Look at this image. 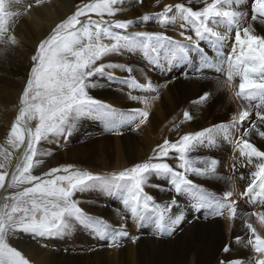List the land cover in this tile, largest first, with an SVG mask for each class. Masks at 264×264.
I'll return each mask as SVG.
<instances>
[{
    "label": "rangeland",
    "instance_id": "1",
    "mask_svg": "<svg viewBox=\"0 0 264 264\" xmlns=\"http://www.w3.org/2000/svg\"><path fill=\"white\" fill-rule=\"evenodd\" d=\"M31 1L6 0V10L9 12V16L5 23L6 31L0 32V115L9 114L7 116L10 119H14L12 124L16 122V117L19 115L20 98L34 64L32 57L36 54L37 46L40 42L48 38V35L45 34L46 32L43 31L44 28H42L45 25L35 24L33 26V21L26 18L23 13L25 7L29 8L31 5L35 6V4L36 6L38 4H47L51 8L53 15L58 17V22H62L75 13L78 7L85 5V3L95 2V0H85V2L84 0H81L82 2L80 0ZM76 1L77 4L75 3ZM124 1L115 0L112 5L114 14L110 16L112 19L109 18L107 12L103 14V18L94 12H89L79 18L82 24L77 25V27L80 28L89 18L103 22L100 25L101 27L113 25L116 20L129 21L127 18H121L119 11L115 10L116 8H121ZM67 2H73V8L71 4L68 7ZM161 2H164L163 8L166 5L169 6L167 0H158V2L153 0V5L161 4ZM175 2L176 4L182 3L185 7H191L194 10H200L207 2L211 3L212 0H177ZM251 5L252 0H239V3L236 0H232L231 7L233 10L244 13L241 33L244 27L251 25L253 34L264 36V24L260 23L262 18L258 16L257 20H252ZM75 7L76 9H74ZM162 13L164 11L148 12L145 15L147 19L140 18V20H135L132 18L130 20L133 23L137 21L139 26L133 27L132 23L128 29L124 30L116 29L113 26L111 31L121 36L131 35L136 32L163 33L170 40L162 41L160 47L155 51L139 46L119 47L110 51L95 62L96 66L114 64L123 67H106L105 73H96L87 78V82L94 84L95 87L101 82H110L112 84V87L109 88L110 90L103 89L109 91L107 95H96L94 87H89L86 91L93 99L110 105L117 110V113L76 117L64 126L62 132L49 134L46 139L38 142L36 146L37 154L33 157L35 166L31 170V175L42 179H53V176L46 175L52 169H59L56 175H68L69 173L63 171V166L66 165L65 168L70 167V171L88 172L101 179L90 182L72 193V200L90 218L83 223L76 220L75 217L69 218L70 227L60 235L53 237H41L22 229H11L9 231L6 236L7 243L20 251L24 258L29 261V264L38 262L39 264H131L130 258H128L130 257L128 255V249L131 248L130 241H135L133 248L137 254L136 264H171L175 256L176 259L178 257V259H182L185 255L189 257L188 260L190 257L194 258V264L204 258L207 261L205 263L204 261L198 262V264H208L209 260L205 255L206 253H199L200 248L209 245L213 248L215 246L213 243L217 241L220 243L221 250L223 246L225 247L229 242L233 241L234 238L231 236L239 238L241 243L238 241L237 247L229 249L227 252L223 251V248L221 251L224 255L217 257V264L224 262L223 256L228 257L227 253H232V256L236 257L238 256L237 253L244 258L249 256V264H255L256 259L259 258V254L248 243L253 236L252 232L247 228V224L250 223L256 234L264 238V224L260 220H256L257 215H253V213L264 211V186L258 184L254 186V191L245 192L251 179L250 173L256 170L255 163L257 161L256 158H253V163L249 164L245 157L240 156L237 144L241 139V134L248 130L249 135L244 138L250 143L256 142L258 145L254 146L264 151V137L259 136L256 131V128L264 131V123H260L256 115V105L260 103L259 99L246 101L243 97H238L236 93L239 91V77L234 76L231 81L228 79V58L233 55V48L237 47L235 44L236 28L234 25H228L226 20H221L220 18L209 20V26L221 33H227V38L223 41H216L215 38H205L199 42L200 47L197 49L185 39V36H191L193 40L196 39L195 29H193L195 24L186 22L182 18L181 13L175 8L173 13L175 18L178 19V28L182 25L184 28L189 27L190 31L187 32L189 34L180 36L173 32H166V29L162 31L156 28L155 24L165 23L166 26L169 24L176 26V21L173 23L169 21L171 11L161 15ZM141 25L142 29L139 28ZM92 27L94 28V26ZM36 31L40 34L44 33L41 38L37 36ZM8 37H15L16 42L11 43ZM165 42L166 45L164 44ZM172 42H182L188 47L183 49L182 55H175L174 53H176L177 49L175 43ZM102 43L111 44L114 41L103 38ZM129 68L132 69L131 72L128 71ZM162 68L164 71L161 70ZM108 73H111V76ZM130 78L136 84L144 85L145 87H136L130 82ZM163 79L168 81L166 95H163L161 91H158L153 86L151 88L146 87L153 82L160 83ZM119 80L121 86L115 84ZM9 85L12 86L9 88ZM98 89L102 88L99 87ZM114 92H121L118 95L119 101H116L117 103L114 101ZM205 93H208L209 96L202 101L200 97ZM145 94H148V98H131H141ZM170 96L177 102L174 115L172 116L162 111L164 116L161 117L163 119L165 116L168 118L174 117V119L172 121L170 119L162 121L161 128L157 130L149 127L142 134V127L145 126L143 124L147 121L149 122L150 114L145 122L140 124L139 117L131 113L132 110L144 111V105L147 106L155 101L156 104H159ZM11 100L12 102H10ZM9 103L12 104L9 106ZM195 105L204 106L200 114L202 116L200 121L204 126L191 130V127L188 126L191 124L190 122L184 124V121H189V119H185L184 113L188 112L192 118L191 112L195 113ZM249 107L251 108L249 116L245 121L240 122L239 112L247 110ZM5 110H9V112ZM15 110L18 112H15ZM261 111L264 112V109ZM233 117L236 118L235 121ZM1 120L2 117H0V128H3L6 133H4L3 129H0V143H2L0 144V162L5 164L4 170L2 169L3 171L1 170L0 174H4L5 180L9 181H5L4 185L0 187V209H3L5 205L10 209L11 205L15 203L12 197L22 192L24 188L34 185V182L13 184L12 177L13 175H19L18 168L23 165L24 153L27 148V129L34 130L38 121L36 119L22 120L21 126L25 133V141L18 148L12 142L14 137L10 136L11 120L9 123H2ZM253 123L256 124V128L252 127ZM220 124L225 125V127L215 128L211 133L195 143L187 153L188 159L197 162L199 167L205 166L199 163L200 161L208 163L212 159L218 161L215 173L204 176L188 173V179L196 187H184L179 193L174 190L170 173H148L143 186L144 192L150 195L160 208L149 207L148 209H143L140 215L136 217V223H133L134 226H132L130 217L133 215H127L132 213L124 205L127 181L121 179L119 174L145 162H165L174 170L182 171L178 167L180 163L179 153L175 152V150H170L169 156L163 160L154 156V151L158 145L163 144L166 139L170 143H174L185 134L196 133ZM7 126L10 127L5 129ZM148 132L150 134L153 133V135L150 136ZM102 138L104 139L102 140ZM132 138L137 141L135 140L134 142ZM92 140L93 143L90 142ZM13 159L15 161L12 162V171L6 174L5 172H8L9 169L7 170V168L10 167ZM47 166L48 168H46ZM63 186L67 187V182H64ZM154 191L162 193L158 194V192ZM226 191L232 192V196L229 199L236 202L237 215L235 219H229L227 209H224L221 216L213 215L212 205L216 201L222 200ZM26 206L30 208L31 204L29 203ZM165 206H167V211L162 221V228L157 230L155 219L159 211L165 209ZM17 215H23V213ZM39 216L40 213L37 212V219H39ZM178 217L180 218L179 223H174ZM225 218L230 220L229 227L231 231L227 234V230L222 229L224 237L229 239V241L228 239L226 240L227 243L223 244L224 237L221 235L219 224L224 222ZM122 225L124 227L130 225L129 227L135 228V234L130 235L126 232L128 237L126 235H118ZM237 226L240 227L235 233ZM214 229L218 230L219 234L216 235ZM122 230L123 232L127 231L126 229ZM195 235L197 236L196 240L193 239ZM114 238L116 243L112 244ZM193 240L201 243L202 246L195 243V247L191 246L190 249V245L194 244ZM206 241L208 242L206 243ZM172 244L182 247L183 254L179 253L177 247L176 251L178 253H175L174 248L170 246ZM212 261L216 263L215 260Z\"/></svg>",
    "mask_w": 264,
    "mask_h": 264
},
{
    "label": "snow or ice",
    "instance_id": "2",
    "mask_svg": "<svg viewBox=\"0 0 264 264\" xmlns=\"http://www.w3.org/2000/svg\"><path fill=\"white\" fill-rule=\"evenodd\" d=\"M142 3L143 0H137ZM239 3V0H236ZM115 0H95L94 3H88L77 8L76 12L61 23L57 24L52 34L42 40L37 46L36 54L33 55L34 62L31 68V74L26 82L23 93L20 98V111L16 117V122L12 124L10 136L14 137L12 141L19 147L25 141V133L22 129V120L36 119L38 122L34 130L27 129V148L24 153L23 165L18 168L19 175H13V184L34 182L32 187L24 188L22 192L17 193L12 199L15 201L9 209L7 205L0 209V264H29L20 251L11 247L6 236L11 229H22L26 232L35 233L41 237H53L60 235L70 227L69 218L75 217L76 220L83 223L90 219L77 203L72 200V193L90 182L98 181L101 178L88 172L70 171L64 168L63 171L68 175H56L59 169H52L50 173L53 179H42L31 175V170L35 166L33 157L37 154L36 146L38 142L46 139L49 134H56L64 130V126L69 124L79 116H95L115 114L117 110L110 105L104 104L99 100L93 99L86 91L89 87H95L89 84L87 78L96 73H105V68L123 67L121 65H103L96 66L95 62L102 56L119 47H143L155 51L160 47L162 41L170 40L163 33L136 32L131 35L121 36L113 33L111 27L116 29H128L133 21L116 20L113 25L101 27V21L89 20L80 28L82 22L81 16L94 12L103 17L105 12L109 16L114 14L112 5ZM232 0H212L202 9L194 10L191 7H185L184 4L174 6H165L164 13L171 11L175 7L186 22L195 24V37L185 36L190 45L199 49V42L205 38H215L216 41H223L227 38V33H221L210 27L209 20L220 18L226 20L228 25H234L235 44L233 55L228 58V79L232 80L234 76L239 77L238 97L244 100L258 98L260 103L256 105V115L260 123H264V36L253 34L251 25L244 27L241 33V25L244 22V13L233 10ZM227 5V7H226ZM252 20L261 17L260 23L264 24V0H252ZM162 13L161 15H163ZM9 16L6 10V0H0V32H5V23ZM147 19V17H145ZM94 26V28L92 27ZM181 35H184L182 32ZM103 38H108L114 43L104 44ZM11 43H15V37H8ZM176 45L175 55H182L183 49L188 45L182 42H172ZM132 71L131 68L128 69ZM111 76V73H108ZM130 82L136 87H145L138 85L130 78ZM146 87L151 88V84ZM209 94L205 93L200 99L206 100ZM132 99H142L131 97ZM251 108L239 112V121L243 122L249 116ZM135 116L139 117V123L143 124L149 113L147 111L132 110ZM185 119H191L188 112L184 113ZM235 117L233 120L235 121ZM139 126V125H137ZM223 128L225 125H213L212 128H206L192 134L181 136L176 142L170 143L167 139L163 144L158 145L154 151V156L160 160L167 158L170 150L179 153V169L176 171L165 162H145L137 164L134 167L121 172L120 178L127 181V192L124 198V205L128 208L133 217H137L143 209L153 207L159 209L153 198L144 192L146 176L150 172H168L172 176V185L176 193H179L184 187H196L188 179V173L204 176L215 173V167L218 163L212 159L210 163L200 161L204 167L197 166V162L188 159L187 153L190 148L211 133L215 128ZM253 128L256 124L253 123ZM259 136L264 137V131L256 128ZM249 135L245 130L241 134L237 147L240 150V156L245 157L249 164L256 158L255 171L250 173L251 179L245 192L254 191V186L258 184L264 186V151L259 150L244 137ZM5 175L0 174V187L4 185ZM67 182V187L63 183ZM243 195V193H242ZM231 191L223 194V199L216 201L212 205L213 215L221 216L224 209L228 211L229 219H235L237 215L236 202L230 200ZM31 204V207L26 205ZM167 206L159 211L155 219L157 230L162 228V221L166 215ZM39 212V219L36 213ZM23 213V215H17ZM257 215L262 224H264V211L253 213ZM178 217L174 223H179ZM247 228L252 232L253 238L248 243L252 249L259 254L255 264H264V238L256 234L255 229L250 223ZM123 225L118 235H127L123 232ZM135 239V238H134ZM116 243L114 238L112 244ZM112 246V245H110ZM223 251H229L226 245ZM225 264V262H222ZM227 264H242L239 260L227 262Z\"/></svg>",
    "mask_w": 264,
    "mask_h": 264
},
{
    "label": "bare ground",
    "instance_id": "3",
    "mask_svg": "<svg viewBox=\"0 0 264 264\" xmlns=\"http://www.w3.org/2000/svg\"><path fill=\"white\" fill-rule=\"evenodd\" d=\"M40 1V0H39ZM42 1V0H41ZM48 1V0H47ZM47 1H45V2H47ZM88 1V0H87ZM156 2H158V0H155ZM175 1H177V0H167V3L169 4V5H171V6H174L173 4H176V2ZM182 1V0H181ZM26 2V1H25ZM30 2H32L31 0H30ZM80 2H82L81 0H80ZM84 2H85V0H84ZM83 2V3H84ZM36 3V2H35ZM76 4H77V1L75 2ZM163 3L164 2H161V4H158V5H153V0H143V2L142 3H138L137 2V0H125L124 1V4H123V6L121 7V8H116L115 10H118L119 12L118 13H120L121 15H120V17L121 18H127V20H131L132 18H134L135 20L137 19H139L140 20V18H145L146 16L145 15H147L148 14V12L150 13V12H153V13H155V12H163L164 11V8L162 7L163 6ZM208 3V2H207ZM26 4V3H25ZM28 4V3H27ZM50 4V3H49ZM71 4V6H72V8H73V2H71V3H69V2H67V6L69 7V5ZM80 4V3H79ZM86 4V3H85ZM23 5V4H22ZM63 5V4H62ZM75 5V4H74ZM82 5V4H81ZM15 6H16V4H15ZM35 6H36V4H35ZM33 6V5H31L29 8H26L25 7V10L23 11V13H24V15L26 16V18H29V20H32L33 21V26H35V24L36 25H39V24H41V25H45V27H42V28H44V32H46L45 34L46 35H48V37L52 34V31H53V29L56 27V25L57 24H59V23H61V22H58V17L56 16H54L53 15V12H52V10H51V8L47 5V4H38V6ZM70 6V7H71ZM167 6V5H166ZM59 7V6H58ZM24 8V7H23ZM74 9H76V7L74 8ZM73 9V10H74ZM66 10V9H65ZM55 11V10H54ZM175 11V7H173L172 9H171V14H170V17H169V21L170 22H175L176 21V26H172V25H168V26H166V24L165 23H163V24H160V23H158V24H155V26H156V28H159V29H161L162 31L164 30V29H166L165 31L167 32H173V33H176V34H178V35H180V36H185L186 34H189V33H187L188 31H190L189 30V27H186V28H184V26L182 25V26H180V28H178V26H177V22H178V19H176L175 18V15H174V12ZM17 12V11H16ZM68 12V11H67ZM147 13V14H146ZM15 14V13H14ZM96 14V13H95ZM107 14V13H106ZM59 15V14H58ZM64 15V14H63ZM94 15V14H93ZM61 16H62V14H61ZM66 18V17H65ZM101 18H103V17H101ZM106 18V17H105ZM107 18H108V16H107ZM109 18H110V16H109ZM108 18V19H109ZM110 19H112V18H110ZM19 20V19H18ZM28 20V21H29ZM114 20V19H113ZM110 21V20H109ZM31 24H32V22H31ZM101 24H103V22L101 23ZM16 25V24H15ZM132 26L133 27H135V26H139V23L137 22V21H134V23L132 24ZM37 27V26H36ZM33 28V27H32ZM40 28V27H39ZM139 28H141L142 29V25L139 27ZM193 29H195V26L193 27ZM33 30V29H32ZM160 30V31H161ZM40 32V31H39ZM184 33V35H181V33ZM36 33H37V36L39 37V38H41L42 37V34H44V33H42V34H40V33H38L37 31H36ZM35 33V34H36ZM224 33V32H223ZM13 35H15V34H13ZM31 35V34H30ZM30 35H29V37H30ZM19 36H20V33H19ZM21 36H23V35H21ZM24 37V36H23ZM32 37V36H31ZM33 38H34V36H33ZM32 38V39H33ZM25 39V38H24ZM36 40V39H35ZM31 41V40H30ZM39 42V41H38ZM168 43V42H167ZM18 44V43H17ZM165 45H166V42L164 43ZM36 45H38L37 43H36ZM170 45V44H169ZM22 46V45H21ZM22 47H24V46H22ZM21 47V48H22ZM31 48V47H30ZM24 49V48H23ZM22 50V49H21ZM23 52V51H22ZM18 55V54H17ZM136 61V60H135ZM106 66V65H105ZM137 69V68H136ZM124 70V69H123ZM138 70V69H137ZM162 71H164V69L162 68L161 69ZM141 72V71H140ZM142 74V73H141ZM154 76V75H153ZM91 79V78H90ZM165 79V78H164ZM161 80L160 81V83H155V82H153V83H151V86H153V87H155L158 91H161L162 92V94L163 95H166L167 94V87H168V81L167 80ZM89 81V80H88ZM89 84H90V82H88ZM96 83V82H95ZM115 84H117L118 86H121V82H120V80L119 81H117V82H115ZM112 84L110 83V82H101V83H98V85L96 86V87H94V91H95V94L96 95H107V94H109L108 92L109 91H105V90H110L109 88H111L112 86H111ZM12 86V85H11ZM10 85H9V88L11 87ZM115 87H118V86H116V85H114ZM235 86V85H234ZM99 87H101L102 89H98ZM114 87V88H115ZM124 87V86H123ZM122 87V88H123ZM5 88V87H4ZM15 88V87H14ZM126 88V87H125ZM8 89V88H7ZM103 89H105V90H103ZM124 89V88H123ZM4 90V89H3ZM10 90V89H9ZM18 92H19V90H17ZM190 91V90H189ZM6 92V91H5ZM4 92V93H5ZM8 92H10V91H8ZM13 92V91H12ZM194 92V91H193ZM11 93V92H10ZM119 93H121V92H114V101L116 102V101H119V97H118V95H119ZM188 93V92H187ZM195 93V92H194ZM11 94H13V93H11ZM14 95V94H13ZM18 95V94H17ZM177 95V94H176ZM112 96V95H111ZM110 96V97H111ZM152 96V95H151ZM168 96V95H167ZM1 97V96H0ZM7 97V96H6ZM148 98V94H145V95H142L141 96V98L142 99H144V98ZM163 97V96H162ZM166 97V96H165ZM9 99V98H8ZM164 99V98H163ZM14 101V100H13ZM121 101V100H120ZM152 101V100H151ZM161 101V100H160ZM9 102V101H8ZM10 102H12V100L10 101ZM18 102V101H17ZM156 102V101H155ZM155 102H153V103H150L149 105H144V111H147V112H149V122L147 121V122H145L143 125H145V126H143L142 127V134H144V130L145 129H148L149 127H151V129H153V130H157V129H159V128H161V123H162V121H164V120H167V119H170V121H172L173 119H174V117L173 118H168V117H164V119L162 118L164 115V113L162 114V111L163 112H165V113H168V114H171L172 116L174 115V112H175V107H176V105H177V102H176V100L175 99H173L171 96L168 98V99H164L163 101H161L159 104H156ZM7 103V102H6ZM16 103V102H15ZM117 103V102H116ZM12 103H9V106L11 105ZM183 104V103H182ZM158 105H160V106H158ZM17 106V105H16ZM20 106V105H19ZM123 106V105H122ZM157 106H158V108H157ZM1 107V106H0ZM13 107V106H12ZM8 108V107H7ZM142 108V107H141ZM203 108H204V106H200V105H195V113L194 112H191V114H192V118H191V120H189V121H184L185 123L184 124H187L188 122H190L191 124L190 125H188V126H190L191 128V130H194L193 128H195V129H198V128H200V127H202V126H204L203 124H202V122L200 121L201 120V112H202V110H203ZM11 109H13V108H11ZM17 109H19V108H17ZM153 109V110H152ZM5 111H8L9 112V110H5ZM150 111H153V112H150ZM182 111V110H181ZM193 111V110H192ZM4 112V111H3ZM14 112V111H13ZM15 112H18L17 110H15ZM13 114V113H12ZM18 114H19V112H18ZM162 114V115H161ZM176 114V113H175ZM7 115H9V114H7ZM7 115H4V114H2V115H0V117H2V120H1V122L2 123H9L10 122V120H11V122H10V124H12V122H13V120L14 119H10ZM239 115V114H238ZM11 116V115H10ZM162 116V117H161ZM14 117V116H13ZM12 117V118H13ZM238 117V116H237ZM182 119V118H181ZM150 120H151V123H150ZM208 120V119H207ZM177 121V120H176ZM9 124V125H10ZM182 124V123H181ZM183 124V125H184ZM1 125V124H0ZM8 125V124H7ZM263 125V124H262ZM261 125V126H262ZM5 126V125H4ZM1 127V126H0ZM8 127H10V126H7L5 129H7ZM1 129V128H0ZM3 129V128H2ZM1 129V130H2ZM261 129V128H260ZM261 130H263V129H261ZM3 131H4V129H3ZM251 132V131H250ZM2 133V132H1ZM4 133H6L5 131H4ZM147 133V132H146ZM149 133V132H148ZM253 133V132H252ZM133 134V133H132ZM150 134V133H149ZM256 134V133H255ZM151 135H153V133L152 134H150V136ZM258 135V134H257ZM133 136V135H132ZM141 136H143V135H141ZM3 137H4V135H3ZM0 138H1V136H0ZM116 138V137H115ZM256 138V137H255ZM104 138H102V140H103ZM133 139V141L135 142V140H134V138H132ZM100 140V139H99ZM131 140V139H130ZM132 141V142H133ZM137 141V140H136ZM2 142V141H1ZM91 143H93V140L92 141H90ZM98 142V141H97ZM258 142V141H257ZM118 143V142H117ZM122 143V142H121ZM137 143V142H136ZM255 146H257L258 144L256 143V142H252ZM0 144H2V143H0ZM4 144V143H3ZM97 144V143H96ZM100 144V143H99ZM98 144V145H99ZM133 144V143H132ZM118 145V144H117ZM136 145V144H135ZM262 145V144H261ZM260 145V146H261ZM88 146H89V144H88ZM92 146V145H91ZM105 146V145H104ZM108 146V145H107ZM128 146V145H127ZM137 146V145H136ZM118 147V146H117ZM129 147V146H128ZM135 147V146H134ZM8 148V147H7ZM19 148V147H18ZM130 148H132V147H130ZM82 149V148H81ZM5 150V149H4ZM105 150V149H104ZM117 150H120V149H117ZM84 151V150H83ZM81 152V151H80ZM47 153V152H46ZM122 153V152H121ZM134 153V152H133ZM103 154V153H102ZM124 154V153H123ZM77 155V154H76ZM82 155V154H81ZM130 155V154H129ZM75 156V155H74ZM78 156V155H77ZM130 157V156H129ZM128 157V158H129ZM122 158V157H121ZM120 158V159H121ZM124 158V157H123ZM127 158V157H126ZM132 158V157H131ZM1 159V158H0ZM3 159V158H2ZM7 159V158H6ZM118 159H119V156H118ZM70 160V159H69ZM15 160L13 159V161H11V165H10V167L9 168H7V170H8V172H5L6 174L7 173H10L11 171H12V168H11V166H13L12 165V162H14ZM178 161V160H177ZM7 162V161H6ZM54 162V161H53ZM115 163V162H114ZM125 163V162H124ZM53 164H55V163H53ZM76 164V163H75ZM4 163H1L0 162V171L4 168ZM65 165V164H64ZM125 165V164H124ZM64 168L66 167V165L65 166H63ZM46 168H48V166L46 167ZM75 169V168H74ZM4 170V169H3ZM2 170V171H3ZM15 170V169H14ZM3 172V173H4ZM18 173V172H17ZM12 174H13V172H12ZM8 176V175H7ZM7 176H6V178H7ZM9 178V177H8ZM5 181H9V180H5ZM224 184V183H223ZM149 189V188H148ZM147 189V190H148ZM156 190V189H155ZM154 192H158V191H154ZM160 193H162V192H158V194H160ZM165 197V196H164ZM168 198V197H167ZM106 204V203H105ZM244 207V206H243ZM128 213V212H127ZM128 216L129 215H132V214H130V213H128L127 214ZM126 215V216H127ZM140 215V214H139ZM108 216V215H107ZM113 216H114V214H113ZM247 217V216H246ZM136 217H130V220H131V223H132V226H134V224L133 223H136ZM141 219H142V217H141ZM256 220H260L259 219V217L258 216H256ZM221 221V220H220ZM230 220H226V218H225V220H224V222H222L221 224H219L220 225V228H221V230H220V232H221V235L224 237V235H223V231H222V229L223 230H227V234H228V232L229 231H231L230 230V227H229V225H230V222H229ZM232 222V221H231ZM238 222V221H237ZM235 223V222H234ZM126 224V223H125ZM130 224V223H129ZM210 224V223H209ZM232 224V223H231ZM131 225V224H130ZM130 225H126L125 227H124V225H123V229H126L127 231H125V232H127V233H129L130 235H134L135 234V231H134V229L135 228H133V227H129ZM186 225V224H185ZM121 227V226H120ZM219 227V226H218ZM240 226H237L236 228H235V233H236V230L239 228ZM259 227V226H258ZM210 228V227H209ZM219 228V229H220ZM217 229V228H216ZM216 229H214V233L217 235V234H219V231L218 230H216ZM239 230V229H238ZM259 230V229H258ZM119 232V231H118ZM174 232V231H173ZM212 232V231H211ZM230 233V232H229ZM129 235V236H130ZM203 235V234H202ZM189 236V235H188ZM88 237V236H87ZM126 237H128L127 235H126ZM203 237H204V235H203ZM218 237V236H217ZM232 238H234L233 239V241H231V242H229L228 244H227V246L229 247V249H232V248H234V247H237V245H238V241H239V238H237L236 236L235 237H233V236H231ZM219 238V237H218ZM218 238H216V239H218ZM126 239V238H125ZM175 239H177V238H175ZM193 239H197V236L195 235V237L193 238ZM211 239V238H210ZM220 239V238H219ZM228 238H226V237H224V240H223V244L224 243H227V240ZM82 240V239H81ZM195 240H193V242H194V244L193 245H190V249H191V246H193V247H195V243L197 244V245H200V246H202L201 245V243H198V242H196ZM212 240V239H211ZM210 241V240H209ZM228 241H229V239H228ZM64 242V241H63ZM87 242V241H86ZM135 242V241H134ZM134 242H129L130 243V246H131V248L130 249H128V255H130V257H128V258H130V263L131 264H136L137 263V261H136V253H135V251H134V248H133V245H134ZM205 242V241H204ZM208 241H206V243H207ZM240 242V241H239ZM151 243V242H150ZM221 243H222V241H221ZM241 243V242H240ZM204 244V243H203ZM209 244V243H208ZM215 246L212 248L211 247V245H209V246H202L201 248H200V250H199V253H206L205 255H206V257H207V259L209 260V262H208V264H217V260H218V258L219 257H222L221 255H224L223 254V252L221 251L223 248H224V246H223V248L220 250V243H218L217 241H215L214 243H213ZM148 245V244H147ZM154 245V244H153ZM176 244H172V245H170V246H172L173 248H174V252L175 253H178L177 251H176V247L177 246H175ZM243 245V244H242ZM118 247V246H117ZM178 248V250H179V253L180 254H183V252H182V250H183V248L182 247H177ZM245 248H246V246H245ZM198 249V248H197ZM244 249V248H243ZM246 250V249H245ZM198 251V250H197ZM35 252V251H34ZM57 253V252H56ZM186 253V252H185ZM196 254H197V252H196ZM228 254V257H225V256H223L224 257V262H226V264H227V262H229V261H233V260H239V261H241L242 262V264H249L250 263V257L249 256H246L245 258L244 257H242V255L241 254H238L237 253V257L236 256H232L233 254L232 253H227ZM199 255H201V254H199ZM220 255V256H219ZM246 255H248V254H246ZM178 256V255H177ZM194 256V255H193ZM204 256V255H203ZM219 256V257H218ZM196 257V256H195ZM218 257V258H217ZM117 258V257H116ZM179 258V257H178ZM176 259V256H175V258L171 261V264H186V262H188L187 264H194V261H193V259L194 258H191L190 257V259L188 260V258L189 257H187L186 255H185V257H182V259ZM217 258V259H216ZM127 259V258H126ZM195 260V259H194ZM212 260H215L216 261V263H213V261ZM40 261V260H39ZM202 261H204V263H205V261H207V260H205V258L204 259H202V260H199L198 262H202ZM45 263H46V261H44ZM198 262H197V264H198ZM117 263V262H116ZM36 264H39V262L38 263H36ZM41 264V263H40ZM154 264V263H153Z\"/></svg>",
    "mask_w": 264,
    "mask_h": 264
}]
</instances>
